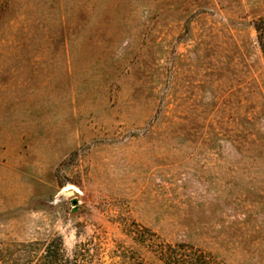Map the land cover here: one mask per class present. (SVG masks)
I'll use <instances>...</instances> for the list:
<instances>
[{
    "label": "rangeland",
    "instance_id": "rangeland-1",
    "mask_svg": "<svg viewBox=\"0 0 264 264\" xmlns=\"http://www.w3.org/2000/svg\"><path fill=\"white\" fill-rule=\"evenodd\" d=\"M262 15L264 0H0V250L166 264L157 244L189 242L264 264Z\"/></svg>",
    "mask_w": 264,
    "mask_h": 264
},
{
    "label": "trees",
    "instance_id": "trees-1",
    "mask_svg": "<svg viewBox=\"0 0 264 264\" xmlns=\"http://www.w3.org/2000/svg\"><path fill=\"white\" fill-rule=\"evenodd\" d=\"M254 26L264 53V15L254 21ZM157 245V256L166 264H216L215 255L189 242H161ZM40 248L38 243H29L0 250V264H78L76 258L71 260L65 254L61 241L59 244L47 243Z\"/></svg>",
    "mask_w": 264,
    "mask_h": 264
},
{
    "label": "bare ground",
    "instance_id": "bare-ground-1",
    "mask_svg": "<svg viewBox=\"0 0 264 264\" xmlns=\"http://www.w3.org/2000/svg\"><path fill=\"white\" fill-rule=\"evenodd\" d=\"M68 190V189H67Z\"/></svg>",
    "mask_w": 264,
    "mask_h": 264
}]
</instances>
